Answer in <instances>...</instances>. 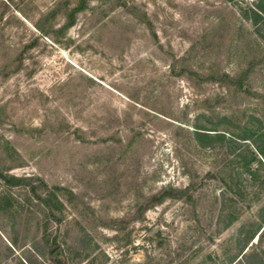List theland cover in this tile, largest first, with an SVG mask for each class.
<instances>
[{"label":"rangeland","instance_id":"374dc122","mask_svg":"<svg viewBox=\"0 0 264 264\" xmlns=\"http://www.w3.org/2000/svg\"><path fill=\"white\" fill-rule=\"evenodd\" d=\"M6 1L0 264H264V0Z\"/></svg>","mask_w":264,"mask_h":264},{"label":"trees","instance_id":"16d2710c","mask_svg":"<svg viewBox=\"0 0 264 264\" xmlns=\"http://www.w3.org/2000/svg\"><path fill=\"white\" fill-rule=\"evenodd\" d=\"M261 11L264 12V7L261 8ZM252 16L249 18L253 24L256 26L258 22L261 20L260 15L257 12L251 11ZM48 15V12H39L38 16L45 17ZM22 21L28 22L33 28L39 32L40 34L44 35L46 37V33L39 27L37 21H34L33 18L29 17L27 12L24 9H19L18 11H13L11 10L8 1L6 0H0V34L4 31L6 27H10L13 25V22H16L19 25H23L24 23ZM257 35L264 40V30H256ZM35 42L39 44V37H33L32 42L29 46L22 47L20 49H17L16 46H8L3 47L5 50V56H4V61L0 65V70L2 72V78L5 80L8 78L10 75L14 74L17 72L19 65L23 63V61L26 59L25 54L32 49V43ZM30 43V42H29ZM1 50V49H0ZM174 68V67H173ZM175 76L178 77H184L187 80L196 83L195 77H199L201 81L206 82L207 80H211L207 77H203L201 75H198L194 73L191 70H188L186 67H183L180 72L174 73ZM218 82H221L223 84H233V79H231L227 75H222L221 80H218ZM201 133V132H197ZM200 135V134H198ZM218 135V134H216ZM0 179L4 180V184L9 187H16V186H29L31 188V192L33 193L34 196L37 198H40L39 190L40 189H45L47 187V184L45 182L41 181L38 178H31L29 176H21V177H14V176H9L8 174H4L0 170ZM194 187L193 183H190L188 186H186L183 189H178V188H169L167 190H163L160 193L156 194L153 196L151 199L148 200L146 203V208L148 209L154 205L160 204L164 201L165 198H183L185 194L189 193ZM62 191L63 188L59 186H52L50 193H53V191ZM45 201V199H43ZM47 201V200H46ZM261 234L258 235V238L260 239ZM249 240L247 242H244L242 244V247L240 249V253H242V256L247 258V256H252L253 253L251 252H243L244 249L246 248ZM229 262H233V258L229 259Z\"/></svg>","mask_w":264,"mask_h":264}]
</instances>
